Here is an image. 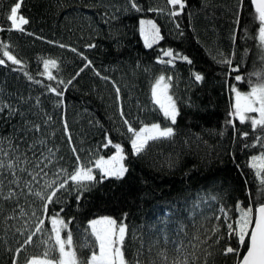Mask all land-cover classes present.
<instances>
[{
  "label": "trees",
  "instance_id": "trees-1",
  "mask_svg": "<svg viewBox=\"0 0 264 264\" xmlns=\"http://www.w3.org/2000/svg\"><path fill=\"white\" fill-rule=\"evenodd\" d=\"M15 2L0 0V28L5 29L0 31V45H8L21 64L7 61L0 48V58L6 61L0 65V101L13 105L24 116L9 117L7 110L0 113V138H12L21 152H27L33 139H46L47 146L62 157L48 169L49 178L55 179L52 173L58 167L69 173L74 170L72 146L84 163L112 155L114 147H102L107 136L113 144L123 146L128 170L123 177L104 179L97 170L96 180L80 192L69 181L67 190L57 193L58 202L48 205L47 217L44 202L35 196L20 198L24 216L14 202L0 201L5 210L0 214V264H13L15 249L35 231L40 219L45 220V231L24 246L19 264L42 254L46 246L40 240L48 238L50 217L57 213L68 220L80 259L98 250L89 222L107 215L128 226V260L173 264L185 257L192 261L194 253L198 258L195 264H205L207 249L212 253L208 264H238L246 248H240L239 256L223 255L228 244L239 247L235 237L229 239L227 223L231 220L234 224L239 218L237 205L246 208L251 204L255 209L264 203V185L250 167L251 157L264 152L255 140L261 130L253 132L250 122L241 124L238 119L233 120L235 128L227 123L234 102L230 86L247 92L248 81L259 82L255 73L264 76V47L250 0H243L242 5L239 0H186V7L176 17L169 15L172 9L167 0H137L145 9L162 12H137L129 0H23L19 14L29 21L23 32L7 30L10 22L6 17ZM238 13L239 26L235 23ZM142 18L154 19L163 37L151 48L145 46L140 34ZM169 49L175 55L173 63H160V59H170L163 56ZM185 56L190 64L182 59ZM46 59L57 61L58 69H51L54 80L45 73ZM225 60L232 64L223 63ZM236 67L239 72H231ZM196 74L203 79L196 81ZM237 74L244 82L234 79ZM161 75L171 78L169 93L179 112L175 124L163 116L152 97V87ZM121 108L137 129L158 123L172 127L174 134L150 141L135 155ZM49 116L51 120L45 124ZM65 120L71 145L64 131ZM25 121L40 124L41 131L28 133L22 142L16 137L23 136L19 129ZM242 132L249 133L247 139L241 137ZM3 147L7 150L6 140ZM225 212L231 218L227 222ZM5 215L16 218L5 224ZM214 228H219L215 236ZM217 236L222 237L218 244Z\"/></svg>",
  "mask_w": 264,
  "mask_h": 264
},
{
  "label": "snow or ice",
  "instance_id": "snow-or-ice-1",
  "mask_svg": "<svg viewBox=\"0 0 264 264\" xmlns=\"http://www.w3.org/2000/svg\"><path fill=\"white\" fill-rule=\"evenodd\" d=\"M23 0H16V2L11 6L9 14L7 15V20L10 22V28L7 30L15 29L17 31H25L24 25L28 24L29 21L20 15V9L22 8ZM132 9L137 12H162L163 9H155L149 7L147 9L141 7L137 0H129ZM242 5L243 0H239ZM250 3L254 6L255 13L257 14L259 21V41L262 47H264V0H250ZM167 4L171 6L169 15L176 17L181 15L184 8L186 7V0H167ZM237 26H239V13L237 14V19L235 21ZM140 34L144 38V43L146 47L151 48L153 44L158 43L163 39L160 28L151 19H141L139 21ZM179 27V25H177ZM5 29L0 28V31ZM60 47H66V45L60 44ZM95 45H88V47H94ZM3 49L2 56L7 58L13 65H20L21 60L18 59L8 50V45H0ZM73 52L77 50L75 48L71 49ZM164 57H169L170 59L164 60L160 59V63L172 64L175 55L172 50H164ZM86 60L87 58L84 57ZM182 59L188 61V57H182ZM229 65L232 64L231 60L222 61ZM6 61L4 58H0V65H5ZM91 64L89 61L85 67ZM43 66L47 78L49 80H54L56 77L53 76L52 72L49 71L50 68L58 69L57 61L54 59H46L43 61ZM80 71H83L81 69ZM231 72H239V67L232 68ZM231 74V73H230ZM79 75V73H77ZM99 75V73H97ZM259 79L258 83H249V91L242 92L236 86H230V91L234 93V102L232 103V111L230 112V119L227 123L232 124L235 128L233 122L234 119H238L241 124L245 122H250V126L253 132L257 129L261 130V134L256 135V144H260L264 148V76L260 73H255ZM29 79H32L29 76ZM166 80L164 75L159 76L153 87H152V97L154 103L159 106L163 113V116L170 120L172 124H175L176 118L179 114L176 102L172 95L169 94V89L171 87L169 81ZM203 77L199 74L195 75L196 81H201ZM234 79L237 82H244V77L242 75H235ZM64 83V81H60ZM71 83V81H68ZM57 96H63V93L58 91L56 88L50 89ZM119 88H116V92L119 95ZM5 110L8 112V116L12 117L15 115L24 116V113L19 112L17 108L9 103L0 101V113ZM256 114V115H253ZM120 115L123 118V123L127 126V131L131 133V149L133 154L139 155L148 146L150 141H155L162 138H169L174 134L172 127H162L158 123L143 124L138 129L133 127L132 123L125 118L123 109H120ZM51 120L49 116L47 120L44 121L45 124ZM41 125L36 124L31 121H25L19 132L23 133V136L17 135L16 139L20 141H25L28 133H40ZM64 131L69 144H72L71 133L68 130L67 121H64ZM241 137L247 139L249 136L248 132L240 133ZM5 140L7 141V150L3 147ZM112 146L115 148V155L108 157L99 156L94 161L89 160L88 163H84L75 146H72V152L76 159V165L74 170L69 173L67 169L63 167H58L52 173L55 179L49 178L48 169L50 166L59 164V160L62 157H57L56 153L58 150L49 148L47 146V140L43 138L33 139L31 143L28 144L27 152H31L32 155L29 157L27 152H21L19 148V143L13 144V140L10 137L0 138V201L4 202H14L16 208H19L20 215H26L23 207L19 204L20 198H25L29 196H35L43 201V213L47 217L48 205L58 202L57 193L62 190H67L69 181L73 182L77 191L80 192L87 188L88 184L96 180L95 172L98 170L101 174V179L107 178L109 176H115L117 178L123 177L127 172V168L123 164L125 160L124 149L120 144H113L112 140L106 136V143L102 147L107 148ZM255 146V144L251 145ZM249 147V145H245ZM250 167L255 170L256 176L260 177L261 185H264V152L259 155H254L251 157ZM26 174L28 179L24 178ZM60 177H64L60 179ZM43 182V183H41ZM34 185L36 187H34ZM37 188L39 190H37ZM249 195H251L249 193ZM79 199V195L77 196ZM16 208L12 211L15 213ZM239 210V218L233 223H227L228 237L231 239L235 237L237 239L239 247H232L228 244L223 249V255L235 254L240 255V248H246V252L243 254L242 259H240L239 264H264V203H259L253 209L252 205L249 204L246 208L237 205ZM4 207L0 204V214L4 212ZM63 211V209H61ZM224 212V209H221ZM35 216V212L32 213ZM16 217L14 215L3 216L5 224L8 220H13ZM231 218L227 216L225 212L226 222ZM51 229L47 239L40 240V243L45 245V250L39 256H32L25 261V264H141L139 259L128 260L126 258V238L129 235L128 226L123 222H118L116 219L108 216L100 217L90 221L91 235L94 237L95 247L98 251H91L87 259H80L77 255V251L74 246L73 234L71 231L65 232L67 228V223L59 218V214H54L50 217ZM45 220L40 219L34 232H31L27 239L24 241L21 247L15 249L13 256V264H19V254L23 251L24 246L31 245L33 243V237L37 233L45 231L44 229ZM235 225V226H234ZM20 231V229H17ZM219 232V228H214L212 230V235H216ZM222 237L217 236L215 243H219ZM199 239V237H197ZM211 239V237H208ZM207 243V240L203 241ZM205 251V264H208V257L212 256V253ZM140 255V251H137V257ZM166 259V257H165ZM198 259L193 253V260L189 261L185 257L182 261H174L173 264H195V260Z\"/></svg>",
  "mask_w": 264,
  "mask_h": 264
},
{
  "label": "rangeland",
  "instance_id": "rangeland-1",
  "mask_svg": "<svg viewBox=\"0 0 264 264\" xmlns=\"http://www.w3.org/2000/svg\"><path fill=\"white\" fill-rule=\"evenodd\" d=\"M142 19H145V18H142ZM147 20V19H146ZM151 20H153L154 21V19H151ZM155 22V21H154ZM156 23V22H155ZM140 29V28H139ZM143 38V37H142ZM143 40H144V38H143ZM51 69L52 68H50L49 69V71H51ZM167 80V79H166ZM170 94V93H169ZM121 145V144H120ZM121 147L123 148V146L121 145ZM116 151V150H115ZM112 155H115V152L112 154ZM112 155H110V156H112ZM125 155V154H124ZM110 156H108V157H110ZM108 157H105L106 159L108 158ZM123 164L125 165V163H124V161H123ZM224 215H225V213H224ZM105 216H107V215H105ZM228 216V215H227ZM100 217H104V216H98V217H95V218H93L92 220H94V219H97V218H100ZM108 217H112V216H108ZM229 217V216H228ZM59 218L60 219H63L66 223H67V228H66V230H65V232L64 233H62V235H65L66 234V232L67 231H69V222H68V220L67 219H65L63 216H61V215H59ZM112 218H114V217H112ZM115 219V218H114ZM91 220V221H92ZM232 223L231 222V220L230 221H228V223ZM89 225H90V222H89ZM90 227V226H89ZM98 251V250H97ZM25 264V263H24Z\"/></svg>",
  "mask_w": 264,
  "mask_h": 264
},
{
  "label": "water",
  "instance_id": "water-1",
  "mask_svg": "<svg viewBox=\"0 0 264 264\" xmlns=\"http://www.w3.org/2000/svg\"><path fill=\"white\" fill-rule=\"evenodd\" d=\"M246 252V251H245ZM241 259H242V257H241ZM239 264V263H238Z\"/></svg>",
  "mask_w": 264,
  "mask_h": 264
}]
</instances>
